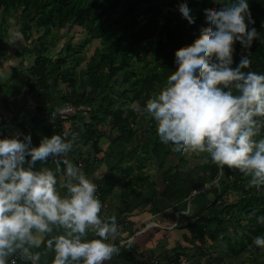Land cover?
I'll use <instances>...</instances> for the list:
<instances>
[{"label":"trees","instance_id":"16d2710c","mask_svg":"<svg viewBox=\"0 0 264 264\" xmlns=\"http://www.w3.org/2000/svg\"><path fill=\"white\" fill-rule=\"evenodd\" d=\"M247 2L255 22L249 28L254 27L260 38L253 41L250 49H244L239 42L235 44L233 67L238 65L242 55H247L252 63L245 71L264 74V0ZM181 3H187L191 9L194 24L190 25L180 14L178 8ZM19 8H22L20 18L26 21L21 26V34L26 40L31 39L32 29L43 30L37 38L39 46L29 51L36 55L29 68L32 79H35V87L48 96L52 87L58 89L59 80L63 81L67 88L63 103L74 110L70 114L55 112V123L60 124L61 117L65 116L63 120L71 122L73 130L79 118L87 114L91 119L88 124L85 123L90 137L106 134L103 128H107L109 136L114 137L113 143L123 148L117 164L111 169L113 177L118 175L117 180L126 181L125 192L120 196V213L129 211L130 200L138 194V188L144 192L154 190L153 200L164 199L177 211L186 207L185 203L194 190L203 188L217 178L218 166L212 170L210 157L196 167L198 172H202L196 177L176 173L175 162L166 165L175 153L160 142L156 122L148 114L137 111V107L142 109L149 98L165 87L167 78L176 70L175 52L191 45L199 37L200 29L208 26L204 10L217 9L214 0H0L2 19ZM65 25L81 28L87 38L82 43L63 49L66 53L60 57L52 58L48 53L61 39L55 34V39L51 40L54 45L43 42V39L53 29ZM94 40H99L100 46L95 48L86 69L77 76L75 69L83 61L80 53ZM135 56L144 60L142 65L134 66ZM134 103L136 107H131ZM144 114L149 116L146 118L149 129L140 133L142 141L139 142L136 139L137 119ZM260 138H264V130ZM149 158L162 174L163 191L157 189V182L145 172ZM223 172L221 191L212 188L214 195L219 194L195 211L190 217L191 221L185 225V241L197 248L205 246L207 242H224L228 249L209 264H223L228 256L237 258L243 255L248 250V244L252 254L248 264H264V248L254 244L256 237L264 236V224L257 223L256 219L264 216V187L259 190L249 187L248 178L235 169L224 168ZM130 174L136 178L129 177ZM113 183L109 182L101 188L103 200L109 196L111 189L107 187L113 186ZM147 184L154 188H145ZM228 193L234 194L238 200L228 204L223 198ZM253 212L255 215L249 219ZM233 218L236 223H240L241 219L248 221L242 231H235L234 239L224 226ZM121 222L122 225L128 223ZM179 258V254H176L174 261L179 263Z\"/></svg>","mask_w":264,"mask_h":264},{"label":"clouds","instance_id":"9594fccd","mask_svg":"<svg viewBox=\"0 0 264 264\" xmlns=\"http://www.w3.org/2000/svg\"><path fill=\"white\" fill-rule=\"evenodd\" d=\"M178 10L195 23L187 3ZM204 13L208 26L175 52L176 70L137 111L156 122L160 142L171 144L173 152L207 154L221 171L235 169L259 190L264 187V138L258 139L264 130V74L245 71L252 63L247 55L233 67V57L237 42L250 49L260 35L249 28L255 22L247 0H230ZM73 147L62 135L45 137L38 147L23 133L0 139V264H40L49 253L51 264H105L120 254L109 242L119 235L116 216L100 215L99 186L83 165L67 158ZM49 160L54 170L46 166ZM256 219L264 224V216ZM90 233L97 238L89 239ZM254 244L264 248V236Z\"/></svg>","mask_w":264,"mask_h":264},{"label":"crops","instance_id":"0c3cea01","mask_svg":"<svg viewBox=\"0 0 264 264\" xmlns=\"http://www.w3.org/2000/svg\"><path fill=\"white\" fill-rule=\"evenodd\" d=\"M1 25H3L2 22L0 31L3 29ZM22 49L24 47L20 50L8 49L6 57H3L0 50V139L12 138L17 133H23L31 135L33 147H38L43 138H51L53 135H62L66 140L73 141V151L68 154L67 158L77 165H83L85 174L93 177L98 184L97 196L103 205L100 215L103 218L115 215L118 225L123 223L121 221L128 222L120 228L116 239L109 241L120 248V254L105 264H173L176 254H179L180 258L179 263L174 261L175 264L184 262L185 264H198L200 261L193 263L191 259L196 256L197 253L192 251L197 247L190 246L185 241L187 231L184 227L191 221V216L185 215L188 209L177 210H185L178 220L177 211L168 201L158 198L153 200L154 190H152L144 194L138 193L131 199L129 211L120 213L122 204L120 196L125 192L126 181L117 180L118 175L113 177L111 169L117 164L123 148L114 144L113 138L110 139V136L107 137L106 134L99 136L94 134L90 137L87 132L88 126L86 127L85 123L88 124L91 119L87 114L79 118L76 129H73L74 132L71 122L63 120L66 119L65 116L61 117L60 124L55 123V120L54 122L48 120L52 112L70 114L74 110L72 107L67 108L68 106L66 107L63 103V94L66 92L61 86L63 81L59 80L58 89L52 87L48 96L46 92L35 87V79L29 77V68L32 64L27 66V80L19 86L16 85L12 73L16 72L21 65L24 66L27 59V57L24 58V53L27 51ZM9 77V82H15L3 83L7 82ZM20 139H23V136ZM41 166L37 162L36 167ZM46 166L55 169L51 160ZM60 179L63 181L62 174ZM109 182L114 183L113 186L111 184L107 187L111 189V192L103 200L100 191L102 186ZM148 221L155 222L158 226L144 230V224ZM92 238L97 237L90 233L89 239ZM53 258L54 255L49 253L46 257H42L40 264H45V261L51 264ZM181 258H184V261ZM204 261L209 264L212 260L209 259L207 263L204 258Z\"/></svg>","mask_w":264,"mask_h":264},{"label":"rangeland","instance_id":"374dc122","mask_svg":"<svg viewBox=\"0 0 264 264\" xmlns=\"http://www.w3.org/2000/svg\"><path fill=\"white\" fill-rule=\"evenodd\" d=\"M216 5H217V9L221 6V4H223V0H214ZM22 8H19L17 11H10V14L5 16V19H2L1 16V9H0V23L2 22L3 25H1V27L3 28L2 31H0V50L3 53V57H6V53L8 49H18L20 50L21 47H24V49L22 50H26L27 52H25L24 54V58L27 57V59L24 62V66L21 65V67L19 69H17L16 72L12 73L13 78L16 81V85L19 86L20 84H22V82L26 81L28 78V72H27V66L29 64H32L33 60L35 59L36 55L34 52L30 53L29 51H33L34 49L37 48V46H39V41L37 40V38L39 37V35H41L43 33V30L40 28L39 30L37 29H32V36L29 42H27L26 40H24L22 34H21V26L22 24H24L26 21L22 20L19 16V11H21ZM9 13V12H8ZM29 23V21H27ZM32 24V23H31ZM6 28H8L6 30ZM55 34L59 35V38L61 39L60 41H56L57 46L49 51L48 55L51 56L52 58H58L60 57L59 55L61 54H65L66 52L62 51L63 49L67 48L68 46H75L76 44L82 43L86 40L87 36L86 33L79 27L77 26H73L72 28H69L68 25H65V27H61V28H57V29H53L52 32L49 34V36H46L43 39V42L48 41V44L51 42V44L54 45V42H52V39H55ZM15 41V43H14ZM51 45V46H53ZM100 46V42L99 40H94L91 41L87 46H85L82 50V52L80 53V56L83 58V61L81 62L80 66H78L75 69V74L78 76L79 73H81L82 70L86 69V63L90 60L91 56L94 54V50L95 48ZM21 50V51H22ZM62 51V52H61ZM144 62L143 59L140 60L139 56H135V58L133 59V64L134 66L138 65H142ZM30 78L31 75H29ZM1 81H3L1 79ZM10 81V77L8 78L7 82H3V83H14V82H9ZM4 85V84H3ZM61 86L67 90L65 83L61 84ZM137 104H132L131 107H136ZM124 106H126L124 104ZM126 114V112H125ZM149 117L148 115L146 116V114H144L143 116H140L137 119V127L138 129H136V132L138 133L137 136V140L139 142H141V138H142V134H140L143 130H147L149 129L148 127V123L146 122V118ZM136 127V128H137ZM106 136L109 137L110 135V131L109 129H105L104 128ZM74 132V130H73ZM95 138V136H94ZM110 139L114 138L113 136L109 137ZM172 145L168 144L165 145V148L168 149L170 148L172 150ZM126 149H124L125 151ZM175 155L174 157L170 158L167 162L166 165L170 164L171 162H175L177 164V168L175 169L176 173H188L190 175H192L193 177L196 176H200L202 172H198L196 170V167H198L199 165L201 166L202 164H204L207 160H208V156L207 154H196V153H189V154H181L178 152H174ZM150 158L148 159V165L145 169V172L147 174H149V176L151 177V179L155 180L157 182V189L160 191H163L165 189V186L163 185L161 178H162V174L160 172V170H158V166H154L152 163H154L153 161H151ZM214 166H216L214 163L212 164L211 168H213L212 170L214 171ZM162 168V167H161ZM201 169V168H200ZM135 173V171L133 172ZM215 173V172H214ZM224 172L221 171V169H219L218 167V174H217V178H213L211 183H207L205 184V186L201 189H197L194 190L193 192L195 194H193L192 198L187 199L186 201V207L185 205H183L182 207H185V210L187 208V204H188V211L185 215L188 216H192V214L195 213V210L198 211L200 208H202L204 205H206L207 203L209 204L210 201L219 193H217L216 195L213 194V189L217 190V192H220L222 189L221 183L222 182V176H223ZM205 175V174H204ZM129 177L132 178H136V176H133V174H130ZM221 179V180H220ZM104 187V186H102ZM145 188H152L153 186H150V184L144 185ZM154 188V187H153ZM142 191V192H140ZM151 190L145 191L141 188H138L136 193H141L144 194L146 192H149ZM192 192V193H193ZM191 193V194H192ZM155 194V193H154ZM152 195V194H150ZM228 204H232L234 202H236L238 200V198L234 195V194H226L223 197ZM131 201V200H130ZM179 213H177L176 215H178ZM182 214V213H181ZM180 216V214H179ZM184 216V215H183ZM235 218L232 219V222L226 223L224 226L227 228V232L230 235V237L232 239L236 238L235 236V231L240 230L242 231L243 227L245 225L248 224V221L245 219H241L242 221L240 223H236V221L234 222ZM148 224V226H147ZM144 230L149 228V226H154L152 225L151 221H148L146 224H144ZM143 225V226H144ZM232 225V226H231ZM235 225V227H234ZM240 227V228H239ZM239 228V229H236ZM249 247L250 245L248 244V250L244 252L243 255L239 256V257H232V256H228L227 258H225V261L223 264H248L251 259H252V254L249 251ZM227 245L223 242L220 244H211L210 242H207V244L205 246H202L200 248H197L196 250H193V253H197L196 256L191 257L193 263H197L198 261H200L198 264H206V261H204V258L207 260V263L210 260H212L215 257H218L222 254V251H226ZM221 253V254H220ZM184 261V258L182 259ZM185 264V262L183 263Z\"/></svg>","mask_w":264,"mask_h":264},{"label":"built area","instance_id":"2783aa9c","mask_svg":"<svg viewBox=\"0 0 264 264\" xmlns=\"http://www.w3.org/2000/svg\"><path fill=\"white\" fill-rule=\"evenodd\" d=\"M50 117H51L50 121H51V122H54V119H55V113L52 112V113L50 114ZM193 194H195V193L193 192V193L190 195L189 198H191V197L193 196ZM182 213H183V212H182ZM179 214H181V212H179ZM122 226H124V225H122V223H120V224H119V230H120V228H121ZM18 264H25V262L18 261Z\"/></svg>","mask_w":264,"mask_h":264}]
</instances>
